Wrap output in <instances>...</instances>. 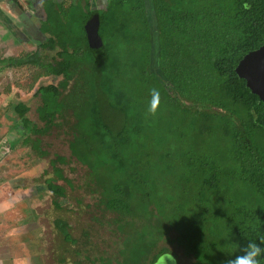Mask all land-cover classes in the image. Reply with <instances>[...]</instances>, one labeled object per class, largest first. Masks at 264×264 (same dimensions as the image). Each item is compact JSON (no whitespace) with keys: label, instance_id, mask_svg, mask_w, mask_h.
I'll return each instance as SVG.
<instances>
[{"label":"trees","instance_id":"obj_1","mask_svg":"<svg viewBox=\"0 0 264 264\" xmlns=\"http://www.w3.org/2000/svg\"><path fill=\"white\" fill-rule=\"evenodd\" d=\"M85 4L65 16L54 4L51 38L40 46L55 51L50 60L0 59L38 68L30 89L41 77H61L35 89L42 126L27 116L29 105H13L35 137L22 144L45 156L41 136L68 130L70 154L87 168L96 207L117 225L122 254L72 262L155 264L177 256L162 243L176 244L194 264L242 255L249 241L264 238V101L236 68L264 45V0ZM95 15L103 43L96 50L86 35ZM74 23L77 30L65 29ZM153 88L160 102L150 114ZM68 162L55 155L54 175L45 171L44 186L57 199L76 189L57 166ZM54 206L62 209L59 201ZM53 225L65 243H78L69 219Z\"/></svg>","mask_w":264,"mask_h":264},{"label":"rangeland","instance_id":"obj_2","mask_svg":"<svg viewBox=\"0 0 264 264\" xmlns=\"http://www.w3.org/2000/svg\"><path fill=\"white\" fill-rule=\"evenodd\" d=\"M82 1L86 6V0ZM61 2L64 16L75 14L81 8L77 5L78 0H73L74 5L66 7L69 1ZM62 22L61 20L60 23ZM70 26L68 28L65 24V29L78 28L77 23ZM48 28L45 24V29ZM44 40L46 38L43 37L39 44L23 40L0 42V59L13 57L15 60H29L36 54L39 59L48 61V57L55 51L42 50L40 46ZM7 63L8 60L0 63V67L6 66L0 68V264H18L19 259L22 260L19 264H75L73 260L83 261L86 256L97 262L99 255L114 258L122 254L119 249L122 244L116 234L117 225L112 220L113 215H104L96 207L98 195L88 188L87 168L70 154L71 135H68V130L54 128L50 133L41 136L42 148L48 152L45 156L38 155L30 145L22 144L25 137H35L23 128L13 105L18 102L29 105L31 109L27 116L42 126L36 112L39 99L34 95L35 89L41 84H57L61 77H41L34 88L30 89L32 75L39 69L30 65L7 66ZM55 155L67 157V164L57 166L63 168L64 175L76 185L75 191H69L66 198H55L44 186L48 176L45 171L52 174L50 161ZM55 201L60 202L61 210L55 208ZM57 217L69 219L73 237L78 243L70 245L64 242L53 225ZM161 246L169 247L177 256L170 253L162 255L161 258L165 260H160L158 264H168L169 256L175 258L176 264H194V259L184 256L182 249L176 244L162 243ZM11 247L15 250L10 249ZM65 249H68L67 252ZM75 250L80 255H73ZM62 257H65V262L61 263Z\"/></svg>","mask_w":264,"mask_h":264},{"label":"crops","instance_id":"obj_3","mask_svg":"<svg viewBox=\"0 0 264 264\" xmlns=\"http://www.w3.org/2000/svg\"><path fill=\"white\" fill-rule=\"evenodd\" d=\"M67 1L69 4L66 3L65 7L75 3L72 2L73 0ZM86 1L91 3L90 6L93 9L99 7L93 4L94 0ZM77 3L84 10L87 9V6L82 4L84 1L78 0ZM54 4L56 9L57 6L63 5V2L61 0H0V42H20L23 40L39 44L43 37L46 38L42 41L43 43L50 39L51 36L45 29V24L47 25L50 13L53 12ZM1 60L4 61L5 59ZM10 249L15 250L12 247ZM21 262L22 260L19 259L18 264Z\"/></svg>","mask_w":264,"mask_h":264},{"label":"water","instance_id":"obj_4","mask_svg":"<svg viewBox=\"0 0 264 264\" xmlns=\"http://www.w3.org/2000/svg\"><path fill=\"white\" fill-rule=\"evenodd\" d=\"M98 28L99 17L95 15L87 23V39L90 47L94 50L103 45ZM236 71L240 77L247 81L252 92L264 101V45L247 54L237 66Z\"/></svg>","mask_w":264,"mask_h":264},{"label":"clouds","instance_id":"obj_5","mask_svg":"<svg viewBox=\"0 0 264 264\" xmlns=\"http://www.w3.org/2000/svg\"><path fill=\"white\" fill-rule=\"evenodd\" d=\"M160 93L157 89L150 90V99L147 105V112L154 114L160 102ZM259 243L249 241L241 248L242 255H236L225 261V264H260V259H264V238H258ZM176 264L173 256L168 257V264Z\"/></svg>","mask_w":264,"mask_h":264},{"label":"flooded vegetation","instance_id":"obj_6","mask_svg":"<svg viewBox=\"0 0 264 264\" xmlns=\"http://www.w3.org/2000/svg\"><path fill=\"white\" fill-rule=\"evenodd\" d=\"M95 1H96V4H95ZM95 6H99V7H105V0H101V1H98V0H94V3H93ZM99 4H101V5H99ZM9 59L10 58H13V57H8ZM8 58H4V59H8ZM14 59V58H13ZM14 61V60H13ZM166 255V254H165ZM161 258V257H160ZM158 259V261L155 263V264H158V262L160 261V260H165V259Z\"/></svg>","mask_w":264,"mask_h":264}]
</instances>
